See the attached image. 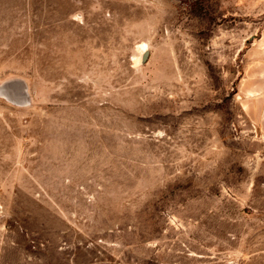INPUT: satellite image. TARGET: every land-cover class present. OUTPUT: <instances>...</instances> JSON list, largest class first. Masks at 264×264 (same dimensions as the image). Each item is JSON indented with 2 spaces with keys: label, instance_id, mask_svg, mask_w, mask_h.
<instances>
[{
  "label": "rangeland",
  "instance_id": "374dc122",
  "mask_svg": "<svg viewBox=\"0 0 264 264\" xmlns=\"http://www.w3.org/2000/svg\"><path fill=\"white\" fill-rule=\"evenodd\" d=\"M0 264H264V0H0Z\"/></svg>",
  "mask_w": 264,
  "mask_h": 264
},
{
  "label": "bare ground",
  "instance_id": "6f19581e",
  "mask_svg": "<svg viewBox=\"0 0 264 264\" xmlns=\"http://www.w3.org/2000/svg\"><path fill=\"white\" fill-rule=\"evenodd\" d=\"M139 47H140L141 50L143 49L145 51V49H147V43L146 42H141Z\"/></svg>",
  "mask_w": 264,
  "mask_h": 264
},
{
  "label": "water",
  "instance_id": "95a60500",
  "mask_svg": "<svg viewBox=\"0 0 264 264\" xmlns=\"http://www.w3.org/2000/svg\"><path fill=\"white\" fill-rule=\"evenodd\" d=\"M147 54H148V50L145 49V52L143 54V59L147 57Z\"/></svg>",
  "mask_w": 264,
  "mask_h": 264
}]
</instances>
